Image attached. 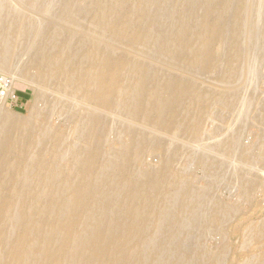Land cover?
Returning <instances> with one entry per match:
<instances>
[{"label": "rangeland", "instance_id": "374dc122", "mask_svg": "<svg viewBox=\"0 0 264 264\" xmlns=\"http://www.w3.org/2000/svg\"><path fill=\"white\" fill-rule=\"evenodd\" d=\"M137 2L138 0H0V29L6 28L4 24L15 22L14 19L16 20L17 16L20 19L24 18L27 20L25 27L20 30V33L25 34L20 36L16 42L14 41L10 44V55L12 54L10 58L11 62L3 68L0 65V85L4 86V81L9 82L10 80L13 93L18 99L17 103L7 100L4 106H2L0 101V138H4L6 135L4 133L7 132L9 127L13 128L14 123L22 121L28 122L34 117L38 119L41 115L38 119L39 126L37 125L35 127L36 129L34 128V133L36 137H40V143L42 142L44 144L40 145L41 147L44 146L42 148V151H44L42 153L39 148L32 146L28 154L34 155L32 157L40 156L44 162L46 161L45 163L49 164L53 158L52 149L59 147V152H62V157L57 160V165L60 166L59 169L63 170L64 168L69 169L72 166L75 167V163H72L70 160L72 150L74 151L75 148L84 152L87 148L86 142H82L84 140L82 133L78 131L79 126L77 120L80 119L79 115L81 116L80 111H82L79 96L72 94L68 89L65 90L60 87L55 76L51 77L50 80L43 84L45 86H43L41 84L42 81H40L38 75L33 70L27 72L24 68L35 52L34 50L41 45H44L49 53H52L55 45L65 44L66 42L68 44H66V49L64 50L65 55L71 57V62L74 63L75 61L74 64H79L81 57L91 48V43L82 38L84 35L83 31L86 30L92 31L93 35H101L100 37L103 42L110 40L108 43L106 42L107 44H101L99 47L100 50L107 47L106 45L109 46L115 43L111 41L112 38L107 39L109 34L101 29L96 15L93 13L94 10H91L95 8L92 7L94 5L93 3L104 6L105 12L107 8L112 6L114 7L113 14H129L130 17L132 16L130 20L137 22L138 26L144 28V30L146 29L147 33L151 36L150 42L144 47L146 49H144V54L146 55L143 58V60L147 59L144 61L145 63L147 61V66L143 63L147 67L148 75L146 74V76L148 83L150 82L151 85L159 87H167L166 92L168 94L170 91L169 87L172 85L168 87L163 84L170 83L175 79H181L185 86H190L195 83L194 86L197 90L202 96H206L207 98L210 94H216L217 92L222 94L219 102H210L202 116L197 118V120L199 119V123H197L199 133L195 137H190L189 134L187 136V134L178 133L177 130L164 131L160 128L157 130L158 128L154 125L143 121V118H138L137 120L139 121H133L128 117V113L127 115L125 114L126 112L121 107H114L112 111H107L111 114V117L107 116L108 119L103 115V112H106V110H99L100 113L102 112L103 128L106 130H104L105 137H103V141L106 140L107 136L105 143L101 139L102 142L100 141L99 145L101 162L106 161L107 158L112 161L118 159V151L120 152L127 145L125 144L126 142L129 144L130 140H132V136L131 138L129 137L131 132H133L131 135L135 137L140 134L136 139L141 138L142 134V136L151 135V137L155 134L153 139L158 144L160 143L161 148H151L152 150H147L145 152L146 154L144 153L140 157V161L138 159L132 161L131 166H129V171L131 173L133 172L134 174H132L134 176L136 174V176H132L133 179L131 178L129 183L126 184V188H122L121 198L125 193V196L131 194V198L133 197L135 199L134 201L132 198L133 204L139 210L142 204L139 203L137 197L135 198L137 196L136 185L138 187L140 185L143 186L141 182L145 183L149 180V173L153 174L160 170L161 164L164 163L163 161L165 159L170 161L171 166L169 167V172L177 176L173 178L176 180L181 177L179 184L183 181L182 183L185 184L181 185H184V187L192 191L191 199H188L190 198L189 196L183 197L186 199L185 203L183 202L184 199L181 197V194H179L180 196L177 194L178 197L176 194H172L173 196L176 195L173 198L171 195L170 198H168V195L166 196L168 201L164 200L162 206L168 207L165 208L167 211L165 214L168 213L169 215L165 216L169 220L164 217L165 219H163L164 222H161L160 230L158 228L155 232L150 233L148 238L152 240L151 242L148 240L150 243L147 241L149 244H146V246L148 245L146 248L149 251L145 249V257H147L146 264H154L155 262V264H260L261 258L264 255V237L263 231L260 230L264 225V0H159L155 2V5L151 3L148 5L149 7H144V10H141V12L136 10L138 7ZM114 4H116V7ZM221 5H225L226 7L223 15L227 22L225 25L227 28H225L222 39H211V51L212 53L214 52V56L216 55L217 62L214 66L207 67L206 70L192 63L189 59L192 56L191 54L200 51L201 48V46L199 47L200 43L198 40L195 41L194 38L195 33L200 29L199 25L201 27L202 19L211 11L220 10L219 7ZM135 12L137 15L134 14ZM182 15H185L186 23L192 29L190 30L191 39L188 44L189 47L187 45L184 49L180 46L177 47L175 45L177 44L176 41H174L175 44L170 42V37H173L174 34L176 35L179 29H181L179 25L182 27V24H179L184 20L181 21L180 16ZM108 16L112 20L113 15L108 14ZM138 17L140 20H138ZM53 19L57 20L55 21ZM235 20L239 22V33L242 31L241 34L238 33L239 35L236 39L232 35V25ZM78 25L79 27H77ZM96 27L97 29H95ZM164 43L167 46L169 45L170 48L173 45L174 48H177L174 50L169 49L166 52L164 50L162 51L159 46ZM186 48L193 51H189ZM138 49L134 48L131 51L134 50L136 53H139L140 49L137 52ZM134 51L132 52L135 53ZM188 51L190 56L189 54L187 55ZM234 53L237 56H234ZM150 54L152 55L149 56ZM16 59L18 62H22L18 63ZM188 62H191L190 65H188ZM160 65L161 67H159ZM172 66L175 67L173 68ZM193 111L194 109H188L184 111L187 113L184 114L183 112L185 119L187 121L191 120L192 123L193 121L197 122L196 111L194 113ZM100 113L98 112V114ZM130 124H134V126H130ZM58 127L60 128L58 129ZM127 127L130 128L128 129ZM133 128H135V131ZM144 129L148 131H144ZM56 132L61 134L60 143H53V135ZM229 141L232 142V145ZM61 142L64 143L62 144ZM225 145H230L231 148L226 149L224 148L227 147ZM66 146H68L69 151ZM82 146L86 147L83 149ZM38 151L41 152V155L38 154ZM10 160L15 161L14 157H11ZM172 166L173 168H171ZM111 169L110 167H106L102 170L99 169L96 173L94 171L97 170L96 168L93 170L92 177L94 176L97 183L98 181L102 182ZM115 171L113 170V173L115 172L114 175L118 177L120 173L117 170ZM144 173L146 174L142 175ZM3 177H5L4 174ZM139 177H141V181ZM136 180L137 182H134ZM129 184L134 185L132 188H129ZM3 200H5L7 207L12 205L8 196H3ZM157 203L162 204V201L158 200V202L152 203V207L151 205L149 206L150 209H148L149 207L147 208L148 210L146 212L150 213L149 215L160 214L155 211L153 213V210H151ZM21 206L22 203L18 201L15 208L17 209L18 207L20 209ZM141 209L143 210V206ZM18 210H15V212ZM194 212L196 213L194 214ZM174 215L181 218V225L179 224L181 227L179 226L177 228L178 226H175L171 240H168L166 247L165 245L161 246L162 240L166 237L165 235L170 229V218L172 219ZM21 218L23 219L22 215L20 217L17 215V218L12 221L10 225L11 232L15 233L16 231L22 230L24 226V222L22 221L24 220ZM18 219L20 220L17 221ZM260 232L261 234L259 235L258 233ZM157 249L162 255L157 252ZM148 252H150L149 255ZM157 257L160 260L159 258L155 259ZM148 259L150 262L152 260L155 261L148 263ZM131 260L135 262L136 257H133Z\"/></svg>", "mask_w": 264, "mask_h": 264}, {"label": "bare ground", "instance_id": "6f19581e", "mask_svg": "<svg viewBox=\"0 0 264 264\" xmlns=\"http://www.w3.org/2000/svg\"><path fill=\"white\" fill-rule=\"evenodd\" d=\"M158 1L159 0H138L137 2L138 7L137 9L136 8L135 9L141 12V10H144L143 9L144 7L150 5L151 3L155 5V2ZM93 4H92L93 6L92 5L91 6L95 8L91 10H94L93 13L96 15V18L98 20L101 29H103L109 34L110 37L108 36L109 38L107 37V39L112 38L111 41H114L116 44L111 42L112 45L108 46L106 44L110 40L108 42L107 40L103 42L102 38L100 37L101 35L98 36L99 34H95L97 35L95 36L93 35L92 31L86 30L83 31L84 35L82 36V38L86 41H89V43H91V48L87 53H85L81 57L79 64H74L75 61L74 63L71 62V57L65 55L64 50L66 49V44H68L66 42L65 44L55 45L54 49L52 48L53 49L52 53H49V51L45 48V46L41 45L36 50H34L35 52L33 53V55L31 56L30 60L28 61V63L24 68L25 71L27 72L33 70L38 75L40 81H42L41 83L42 85L46 83L48 80H50L51 77L55 76V78L57 79V83L60 87H62L65 90L68 89L72 94L79 96L78 98L80 99L82 104L81 105L82 111H80L81 114V116L79 115L80 119L77 120L79 126L78 131L82 133L83 139L85 140V141L83 140L82 142H86L87 148L84 152L74 148V151L72 150V156H70L71 158L70 160L72 161V163H75L74 165L76 166L73 167L71 165L72 166L71 168L69 169L66 168L67 170L64 168L63 169L64 171L59 169L60 166L57 165V160L60 157H62L61 156L62 152L60 153L58 150L59 147H56V149H52L53 158L49 164L45 163L46 161L44 162L40 156L32 157L34 155L28 154L30 147L31 148L32 146L35 148L37 147L42 153L44 151V150L42 151V148H44L43 146L44 144L42 142L40 143L39 140L40 137H36V134L34 133L36 129L35 127L38 125V119L41 117V115L38 119H35L34 117L28 122L22 121V122L14 123L13 128L9 127L7 132L4 133L6 134L4 138H0V264L2 262H3L2 264H146L147 257H145V251H146L145 249H147L146 247L148 246V245L146 246V244H149L152 240V239L150 240L148 237L151 232H155V230H158V228L160 230V226L162 225L161 222L162 221L164 222L163 219H165L164 218L166 217L165 215H169L168 213L165 214V212H167L165 209L167 206L166 207L162 206L164 200L168 201L167 199L170 198V195L173 198L177 194L178 195L181 194L182 198L189 196L190 198L188 199H191L192 191H190L189 188L184 187V185L183 186L181 185V184H185L182 183L183 182L182 180L184 179H182L181 184H179L181 179L180 176H179L180 179L175 180L173 178V177L176 178L177 176L176 175L174 176L169 172V167L171 165H170V161L167 159H165V161H163L164 163L161 164L162 166L160 167V170L158 171L156 170L157 172L153 174L149 173L150 175L149 180L147 179L148 181H146L145 183L141 182L143 186L140 185L141 187L140 186L138 187V185H136L137 188L135 189L137 190V194H136L137 196H135V198L137 197L139 203L142 204L143 210L141 209L142 206L140 207L142 211L140 209L139 211L138 207L137 208L135 207L136 205L134 206L132 200L133 197L131 198L130 196L131 194L125 196L126 194L125 193L124 196L122 195L123 197L121 198L120 195L123 192L122 188L125 187L126 184L129 183L132 176H134L133 175L134 173L132 172L133 173L132 174L131 171H129L130 168L129 166H131L132 161H136L137 159L139 160L140 157L147 150L149 151V149L152 150L151 148L155 149V147H160V143L158 144L153 139V137H155L154 136L155 134L153 135V137H151V135L142 136L143 135L142 134L141 138L139 137L140 139L139 140L136 139V137H138L140 134H138L135 137L134 135H131L133 133L131 132L129 137L131 138L132 136V140H130L129 144L126 142L125 144L127 145H125L120 150V152L118 151L117 153L118 159L112 161V160H108L107 158L106 161L101 162L100 160L101 152L99 149V145L101 139L102 141L104 140L103 137H105L104 132L106 130L103 128L104 126L101 117L102 112L100 113L99 110L100 109L106 110V112H103L104 117L107 116L111 117L110 116L111 114H109L110 112L107 111L110 110L112 111L114 107H119V108L121 107V109L126 112L125 114L127 115L128 113L129 115L128 117H130L133 121L135 120L139 121L137 120L138 118H143L142 119L143 121L154 125L156 128H158L157 130H159V128L164 131L177 130L178 133L184 135L187 134V136L189 134L190 137H195L199 133L198 132L199 128L197 124L199 123L198 121L199 119L197 120V118H200L202 116L203 112L205 111L207 105L210 102L212 101L219 102L220 101L219 99L221 98L222 94L221 93L219 94L217 92L216 94H210L207 98L206 96L201 95V93L194 86L195 83L190 86H185L183 85L181 79H175L172 80V82L170 83L167 82L163 84L164 86H168V87L169 85H172L169 87L170 91L168 94L166 92L167 87H159V86L151 85L150 82L149 84L147 82L148 80L146 76V74L148 75L147 67H146L147 61L146 63L144 62L147 59L143 60V58L146 55L144 54V49H145L144 47H146L150 42L151 36L147 33L146 29L144 30V28L139 27L137 22L135 21L132 22L130 20L132 16L130 17L129 14H116V13L113 14L114 7L112 6L110 8H107L106 9L107 11L105 12L103 8L104 6L102 5L99 6L96 3ZM115 5L116 4H114V6ZM220 7H219L220 10H213L208 15H206L205 18L202 19L201 27L199 25L200 29L195 33V38H194L195 41L198 40V42L200 43V44L198 43L199 47L201 46V48L200 51L198 52L195 51L196 53L191 54L192 56L189 59V61H191L192 63H195L196 65L206 70L207 67L214 66L217 62L215 57L216 55L214 56L213 55L214 52L212 53L211 51V39H215V38L222 39L225 28H227L225 26L227 22L223 15V12L225 13L224 9L226 10V7L225 5L223 6L221 5ZM148 12L150 13V11ZM108 14H110L111 16L113 15L112 20L109 19ZM134 14L137 15L136 12ZM127 16L130 18H128ZM180 17H181V21L183 19L185 20L186 18L185 15H182ZM138 20H140L139 17ZM184 20L182 23H179L182 24V27L179 25L181 29H179L178 32L176 31L177 34L176 35L174 34V36L171 34L173 36L170 37L172 41L169 39L170 42L173 43L174 41H176L177 44L175 43L174 44L177 45V47L178 46L183 47V49L189 44V41L191 39L190 30H192L189 28L188 24L186 23V20L185 21ZM14 21L15 22L11 21L12 23L4 24L6 28L0 29V65L2 68L8 65L9 62H11L10 60L12 56V54L10 55L11 42L14 41L16 42V40H18L20 36L25 34V33L24 34L20 33V30L25 27V25L27 24V20L24 18L20 19L17 16L16 20L14 19ZM70 22L67 23L71 24ZM77 27H79V25ZM95 29H97V27ZM61 31L63 32V30ZM72 31L74 32V30ZM239 32H240L239 22L235 20L232 25V35L233 37H235V39L239 34L242 33V31L241 33ZM27 39L29 38L27 37ZM103 43H106L105 45L107 47H105L103 50H100L99 47L101 44L103 45ZM166 43L161 44L159 46L160 49H162V51L164 50L166 52L169 49L174 50L175 48H177V47L174 48L173 44H172L173 46L171 45L172 48H170V46L169 45L167 46ZM76 44L78 45L77 42ZM123 46H125L126 48ZM122 47L125 49H123ZM134 48L135 49L139 48L140 52L136 53L134 50H132L136 54L133 53L131 49ZM139 49L137 50V52L139 51ZM187 50L193 51L191 49H187ZM189 51L187 55L189 54L190 56ZM151 55L152 54H150L149 56ZM234 56H237V54L234 53ZM21 62L19 61L18 63ZM143 62L146 64V66H144ZM190 63L188 65H190ZM159 67H161V65ZM3 84L5 87L4 89L5 92L4 94H2L4 96L0 98L2 106H4L6 99L12 97L13 94L10 80L9 82L4 81ZM188 109H194V111H196L195 114H196L197 122L193 121L192 123L191 120L188 119L189 121H187V119H185L184 114L187 112L184 111ZM98 112L100 114H98ZM28 117L30 116L28 115ZM108 117L106 119H108ZM131 125L134 126V124H130V126ZM139 127L141 128V126ZM59 128L60 127H58V129ZM134 129L135 128H133V130ZM145 130L147 129H144V131ZM163 137L168 138L166 136ZM60 139H61V134L56 132L53 135V143H60ZM106 140H107V136H106ZM105 141L103 142L105 143ZM229 142L232 145V142L231 141ZM61 143L63 144L64 142ZM41 144H43L42 145L43 147L40 146ZM225 146H227L224 147L226 149L231 148L230 145H225ZM66 147L68 150V146ZM85 147H83V149ZM40 151H38L39 155H41ZM11 157H14L15 160L14 162L12 161L13 159L10 160ZM29 166L31 168L30 170H29ZM106 167L107 168L110 167V169L113 167V169H111L110 172H108V174L106 175L105 179L102 180V182L98 181L97 183V181L94 179V176L92 177L93 170L97 168V170H94L97 173L99 169L102 170L103 168ZM171 168H173V166ZM113 170L114 171L117 170L120 173V175L118 177L115 176L114 173L116 171L113 173ZM146 173L142 175H145ZM3 174L5 177H3ZM140 178L141 177H139V180ZM20 181L21 183L19 184ZM131 181L133 182V180ZM134 182H137V180ZM130 185L131 184H129V188L130 187L132 188L134 184L131 186ZM172 194H176V195L173 196ZM5 195L9 197L10 199L9 201L12 203L10 207H7L5 205V200H3V196ZM167 195L169 196L168 198H166ZM158 200H161L162 204L157 203L156 206L153 207V209L151 210H153V213L155 211L160 214L149 215L150 213H147L146 211L150 209L149 207L150 205L152 207V203L154 204V202H158ZM185 200L186 199H184L183 201L184 203ZM18 201L22 203L20 209L18 207L17 209L15 208ZM15 210L18 211L15 212ZM195 213L196 212H194V214ZM17 215H19V217L20 215L23 216V219L22 218L21 219L24 220L22 221L24 222V226L21 231L17 232L15 230L17 233L16 232L14 233L11 232L10 225L12 221L15 218H17ZM180 219H181L180 217H176L175 215L174 217H172V219L170 218L171 222L170 223L168 222L170 224V229L168 233L166 232L167 234L165 233L166 237L162 240L161 246L165 245L166 247V243H168V240L169 239L171 240L173 236V231L175 230L174 227L178 226L177 228H179V226L181 225L180 223L182 221ZM19 220L20 219H18L17 221ZM260 230L263 231V237H264V225L261 227ZM258 234L260 235L261 232ZM152 235L154 234L152 233ZM147 251H149V249H147ZM150 252H148V255ZM157 252H159L158 249ZM159 254L161 253L159 252ZM133 257H136L135 262H132L131 260L133 259ZM159 257L155 259H158ZM152 261L150 262L148 259V263L149 262L153 263ZM260 264H264V255L261 258Z\"/></svg>", "mask_w": 264, "mask_h": 264}, {"label": "built area", "instance_id": "2783aa9c", "mask_svg": "<svg viewBox=\"0 0 264 264\" xmlns=\"http://www.w3.org/2000/svg\"><path fill=\"white\" fill-rule=\"evenodd\" d=\"M3 85H4V84H3ZM4 89H5V87L0 85V94H1V95H0V98H2V97L4 96V95H2V94H4V92H5ZM7 100H11V101H13L14 103H17V101H18V99H17V97L15 96L14 93L12 94V97L7 98L6 101H7Z\"/></svg>", "mask_w": 264, "mask_h": 264}]
</instances>
